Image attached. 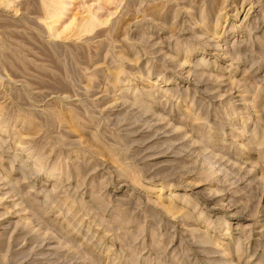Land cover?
<instances>
[{"label":"rangeland","instance_id":"1","mask_svg":"<svg viewBox=\"0 0 264 264\" xmlns=\"http://www.w3.org/2000/svg\"><path fill=\"white\" fill-rule=\"evenodd\" d=\"M0 0V264H264V0Z\"/></svg>","mask_w":264,"mask_h":264},{"label":"bare ground","instance_id":"2","mask_svg":"<svg viewBox=\"0 0 264 264\" xmlns=\"http://www.w3.org/2000/svg\"><path fill=\"white\" fill-rule=\"evenodd\" d=\"M54 2H55V3H57V2H58V0H55Z\"/></svg>","mask_w":264,"mask_h":264}]
</instances>
